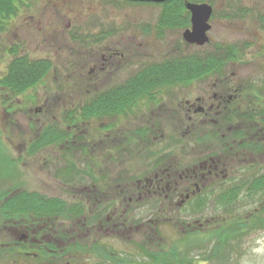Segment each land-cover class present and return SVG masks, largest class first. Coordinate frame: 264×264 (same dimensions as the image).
Wrapping results in <instances>:
<instances>
[{
	"label": "flooded vegetation",
	"instance_id": "obj_1",
	"mask_svg": "<svg viewBox=\"0 0 264 264\" xmlns=\"http://www.w3.org/2000/svg\"><path fill=\"white\" fill-rule=\"evenodd\" d=\"M110 1L137 11L159 8L157 21L60 24L58 8L33 52L27 43L10 44L41 67V76L15 95L2 84L3 70L2 105L10 111L30 100L43 129L14 148L24 151L10 164V192L0 194V264L254 262L253 249L264 248V195L257 197L255 187L264 177V150L241 135L250 119L255 130L264 125L244 111L250 89L237 72L222 62L193 67V51L214 46V8L198 0ZM187 4L212 8L204 46L186 39L194 31ZM155 41L165 47L152 52ZM213 51L202 58L225 54ZM146 57L164 60L146 65ZM195 82L206 88L194 100L166 102L164 91L190 90ZM39 86L41 97L26 96ZM248 142L249 152H242ZM50 147L63 162H34L29 151ZM26 173L46 178L31 189ZM249 177L255 179L244 201L240 188ZM162 228L172 230L173 241Z\"/></svg>",
	"mask_w": 264,
	"mask_h": 264
},
{
	"label": "rangeland",
	"instance_id": "obj_2",
	"mask_svg": "<svg viewBox=\"0 0 264 264\" xmlns=\"http://www.w3.org/2000/svg\"><path fill=\"white\" fill-rule=\"evenodd\" d=\"M198 1L211 5L215 10L213 16L215 29L210 35L211 43H214V46L224 51L227 48H234L236 50L235 52H237L236 55L241 57L240 60L232 61L224 67L228 66L230 72L235 71L239 74L241 83L248 84L247 86H249L250 89L249 95L253 100H256L255 96L257 94L260 96V92L258 91L262 87L264 81V0ZM125 4L126 3L123 2L118 3L110 0H33V2L29 4V7L22 10V13L13 21L10 32L0 38V77L2 76L1 73L3 70L7 71L9 62L14 58V56L8 52L11 48L10 44L16 41L23 46L27 43L28 49L33 52L35 49L32 47L33 40L39 34L40 29L49 30L48 27H51L50 25L53 23L55 12L58 8L60 9L59 14L61 16L63 15L65 19V21L61 20V17H59L57 13L56 19L60 24H67L68 21H71L72 24L86 25L92 20L142 19L147 26L157 21V16L160 11L159 8L153 7L147 8L146 11H137L127 9L126 7L128 4ZM64 27L65 25H63V29ZM81 28L85 29V27ZM175 33L176 32H173L171 35L174 36L176 35ZM155 42L152 52L165 47V44H162L165 42ZM168 46L169 43L167 48ZM214 46L207 47L205 49L206 52H204L203 49H196L193 51V55L198 60L203 57L202 54L204 55V53L211 54L216 52L213 51ZM206 58L207 57H205V59ZM145 59L146 65L164 60V58L158 57H146ZM205 88L206 86L204 83L195 82L193 86L190 87V90L173 89L164 91L163 93L167 95L164 97L168 98L166 101L168 104L170 102L178 103L186 98L194 100ZM252 91H254V94H252ZM45 92L44 88L39 86L26 93V96L30 94L41 97ZM3 96L4 93L1 94L0 92V194L2 192H10L12 188L11 179L15 178L10 171V164L17 162L16 153L20 154V152L24 151L20 148L15 150V146H23L25 140L29 143L30 139H26V137L32 132L38 133L43 129V122L39 121L37 117L34 118V116H32L37 106L30 105V100L29 103H25L22 107L14 105L15 108H11L9 111L8 105H6V107L2 105ZM171 96L175 97L172 98ZM255 105L263 107L264 101L260 103L256 102ZM31 108L33 110L30 112ZM15 111L16 113H14ZM55 113H57V111ZM31 117L34 118V120H31ZM258 124L263 126L260 122H258ZM38 142H40V140ZM42 145L46 144L44 143ZM26 146H30V144ZM42 152L34 154L29 151L34 162L37 163L63 162L61 161L62 157L58 155L57 147L43 149ZM24 157L25 155H23V158ZM26 174L27 177L25 176L24 178L28 179V185L31 189L36 188V182L34 180L46 178L31 176V173ZM34 174H37V172L34 171ZM250 209V207L246 208V210ZM208 210L210 212H217V208H212L211 205ZM161 232L166 236L167 241H173L174 236L172 235V230L162 228ZM240 264H264V252L258 253V259L254 262L250 257H247L245 260H241Z\"/></svg>",
	"mask_w": 264,
	"mask_h": 264
},
{
	"label": "trees",
	"instance_id": "obj_3",
	"mask_svg": "<svg viewBox=\"0 0 264 264\" xmlns=\"http://www.w3.org/2000/svg\"><path fill=\"white\" fill-rule=\"evenodd\" d=\"M35 1V0H34ZM33 0H0V38L6 34H8L11 30V26L13 21L16 20V18L22 13V10L27 9L29 7V4H31ZM234 48H227L225 50V56L223 57H209L207 59L205 58H199L198 60L194 57L193 58V67H202V66H218V64L221 62L227 65L228 63L232 61H238L241 59L239 55H236L237 52ZM10 54L14 55V58L10 61L8 65V73L7 77L4 80L2 84L4 87H7L11 94L19 95L23 93L29 86L34 84L41 76V67L35 64H31L28 59L20 58L18 53L15 50L8 51ZM258 91V90H257ZM260 92V96L257 94L256 100H253V98L249 95L248 98V108L246 105V108L244 111H246L248 116L256 115L258 117H261V123L264 125V106L258 107V105H255L256 102L260 103L264 101V81L262 84V87L258 91ZM252 94H254V91H252ZM260 101V102H259ZM246 126L242 129V135L241 137L243 139H251V142L253 139H257L260 141L257 152H261L264 150V145H260L264 141V128H257L259 130H255V123L254 119L248 120L246 122ZM259 132L261 134L256 135L255 133ZM251 148L250 142L247 144L243 143L241 146L242 152H249ZM246 182L242 183L241 186V196H244V201L246 198L250 199V193H251V184L249 180H253L255 178H246ZM246 187V193L243 191ZM255 187L258 190L257 197H260V195H264V177H260L256 179ZM233 195H239V192L232 193ZM246 194L247 197H246Z\"/></svg>",
	"mask_w": 264,
	"mask_h": 264
},
{
	"label": "water",
	"instance_id": "obj_4",
	"mask_svg": "<svg viewBox=\"0 0 264 264\" xmlns=\"http://www.w3.org/2000/svg\"><path fill=\"white\" fill-rule=\"evenodd\" d=\"M131 2H145V3H157L162 4L168 0H127ZM187 8L192 12V23L194 27L193 32L186 34V39L189 43L204 46L209 38L207 32L210 29L209 20L212 15V8L209 5H193L187 4Z\"/></svg>",
	"mask_w": 264,
	"mask_h": 264
},
{
	"label": "clouds",
	"instance_id": "obj_5",
	"mask_svg": "<svg viewBox=\"0 0 264 264\" xmlns=\"http://www.w3.org/2000/svg\"><path fill=\"white\" fill-rule=\"evenodd\" d=\"M258 243H259V241H258ZM253 251L256 253L264 252V248L253 249Z\"/></svg>",
	"mask_w": 264,
	"mask_h": 264
}]
</instances>
